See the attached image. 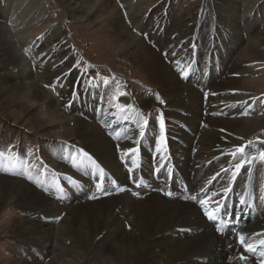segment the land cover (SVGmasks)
<instances>
[{
    "label": "bare ground",
    "instance_id": "obj_1",
    "mask_svg": "<svg viewBox=\"0 0 264 264\" xmlns=\"http://www.w3.org/2000/svg\"><path fill=\"white\" fill-rule=\"evenodd\" d=\"M14 1L16 0H5V4L0 7L6 20V23L0 22V43L2 49L6 50L3 58L9 68L7 74L12 78L11 96L3 98L2 103L12 100L21 105L33 100L38 103L34 111L40 112L38 117L42 121L46 120L47 115L52 119L58 118V108H52L57 98L55 100L49 90L40 88L37 81L38 78H46V81L61 80L65 85V105L80 116L76 126L67 127L62 135L67 134V137L83 141L80 146L66 138L63 141L64 137L52 142V151L62 157L48 164L44 170L52 193L44 192L26 178L0 177V197L3 194L4 198H15L18 203L30 209L32 214L38 215L31 219L35 225L34 231H47L48 236H44V240L28 244V252L39 257L43 254L40 250L44 251L49 247L54 237L53 218L56 216L63 215L61 225L69 231L67 233H74L76 230L79 237L94 240L96 233L91 228L95 226V219L91 217V223L90 218L79 213L76 221L72 222L70 214L79 209L82 203H88L87 205H97L100 216L108 213L111 216L117 209L119 217L121 214L125 215V218H118L113 227L108 225L106 237L96 236L97 242L94 243L99 245L106 239L112 241L111 246L102 250L99 248L100 250L92 254L98 258L100 253L109 254L114 264H254V256L251 254L246 259L235 254L234 240L219 233L218 228L207 220L197 201H184L178 196L169 197L160 191L137 197L129 189L105 194L101 198L96 185L101 175H105L108 180L110 174H114L120 181H127V172L121 158H126L133 164V154L127 153V150L139 144V140L143 163L148 164L164 150L169 152L171 166H175L172 185L189 182L192 195L198 199L205 196V192L201 191L203 187L208 194L222 192L225 186L229 188L232 179H235L233 165L240 159L239 156L234 159L230 155L236 146L253 141L254 146L246 151L258 157L263 150L258 149V140H252L250 136L255 130L264 127V115L251 114L263 112L264 104L259 102L261 99L255 98L257 93L252 92L254 87L250 82L253 78H245L244 75L248 72L252 74V70L247 67L251 60L264 59L260 54L261 50L253 49L254 43L258 42L262 24L257 13L262 10L260 5L254 15L251 13L254 5L248 7L246 11H249L244 19L240 13L242 6L238 5L237 0H202L201 14H205V18L198 25L202 16L184 18L181 15L173 21L171 12H166L168 2L173 1L157 0V6L145 18L148 24L142 25L143 21L138 18V12H142L144 16L153 4H148L143 9L140 5L144 0H125L130 4V10L133 8L136 11L129 12L134 27L144 32V35L139 36L130 28L119 8L117 24L115 18L109 24L114 31L113 35L118 37L117 41L125 39L127 54L130 53L149 75L148 87L152 91L138 97L144 93L142 88L138 90L132 87V94L118 92L120 95H117L113 92L117 90L113 83L87 84L82 77L71 71L72 47L58 49L61 42L58 37L54 42L51 41L58 50L55 55L49 56L51 51L48 52L46 45L41 43V46H37V60L24 62L25 57L17 50L15 33L18 28L31 25L29 15L39 5L36 0H18L21 3H30L29 11L23 14L22 4H15ZM99 1L102 6H107L106 0ZM85 2L87 0H62L60 4L67 10L68 16L73 17L84 11L87 5ZM19 8L22 9L20 12ZM261 17L264 20V13ZM245 33H248L247 38ZM34 40L38 42V38L33 36L29 42ZM190 46L193 47L191 54ZM249 51H253V54L248 59H243ZM63 63L68 65L67 68L58 70ZM36 68L41 72L38 80L32 76ZM260 92H264V89ZM42 103L47 107L46 116L40 111ZM249 114L250 117L245 116ZM161 117L165 125L163 146L158 123ZM145 120L148 121L146 125ZM141 125H144L143 136L139 134ZM6 134H9V130ZM81 149L86 150L84 152L89 154V158L82 156ZM84 159H88L87 165L81 167L80 162ZM96 159L101 167L95 164ZM63 160L70 163L68 168H55L54 165H65ZM222 169H228V172H223ZM262 182L264 161L257 158L251 165L245 164L239 170L234 186L222 206L224 208L232 200H236V206L243 201L242 204L250 208L253 220L244 221L243 227L237 231L246 235L249 244L255 241L254 246L264 239V215L261 217L256 214L262 205L258 203L259 209H255L253 198L245 192H257L260 189L257 184L261 186ZM38 183L42 185V182ZM234 187L242 193L237 194ZM262 188L260 190L263 191ZM225 194L222 193L223 198ZM223 198L216 197L220 203ZM212 207L215 208L216 205ZM262 209L264 210V206ZM60 233L63 232L59 231L57 235ZM59 241L61 242V238ZM136 247L140 248L141 260L134 256Z\"/></svg>",
    "mask_w": 264,
    "mask_h": 264
},
{
    "label": "rangeland",
    "instance_id": "obj_2",
    "mask_svg": "<svg viewBox=\"0 0 264 264\" xmlns=\"http://www.w3.org/2000/svg\"><path fill=\"white\" fill-rule=\"evenodd\" d=\"M106 1H107L106 3L107 6H102L99 0H87V2L85 3L88 6L86 5V8L84 9L83 12L77 13L73 17H69L67 10L60 4L62 0H36L35 2L39 6H35L33 9L34 11L32 10L31 14L29 15V18L31 19L30 21L31 25L20 29L18 28L17 32L15 33V38L17 40L16 42L18 46V47L16 46L17 50L20 54H23V56L25 57L24 62H27L29 60L36 61L37 48L41 46V43H43V46L46 45L45 47H47V51L48 52L51 51L49 56H52L58 52V50H56L55 47H53L52 45V43L54 42L53 40H55L58 37L61 39L58 49H63L67 46L72 47L70 53V62L72 65V66L70 65V68L72 67L71 71H74L77 76L82 77L83 81H86L87 84L96 85L99 83H103V81H107L108 83L111 84L113 83V86H116L114 88L117 90L116 92L115 91L113 92L117 95H120L119 93L121 92L132 94L133 93V91L131 90L132 87L133 88L135 87L138 90H141L142 88L141 91H143L144 93L139 94L138 97H141L142 95H148L152 91V88L148 87L149 86L148 83L150 82L148 79L149 75L141 68V66H139L135 62V60L133 59L130 53L127 54L124 47V45L126 44L124 42L125 39L121 41H117L118 37L116 35H113L114 31L111 30L112 27L109 24L114 18H115L114 21H116L115 23L117 24L116 17H117V12H119L120 9L127 24L130 25V28H132L133 31L137 33L139 36H142L144 35L143 34L144 32L139 31L137 27H134L133 22L131 20V15H130L131 13H129L132 10L133 13L136 11L133 8H131L130 10V6H129L130 4L128 3L129 0L128 1L106 0ZM135 1L136 0H133V2ZM172 1L173 3H171V1L168 2L169 4L167 6L166 12L168 11L171 12L169 13L173 21L177 17H180L181 15L182 16L184 15V18L185 17L192 18L194 16L198 18L199 16H202L203 18L201 19V21H199L198 25L202 23V20L205 18V14H201L202 0H172ZM237 1H238V5L242 6L240 13H241V18L243 17L244 19L245 16L248 14L249 10L246 11L248 7L251 8L254 5L253 7L254 9L251 11L252 14L256 11L257 6L260 5V7L262 8L261 11L257 12L259 14L260 21H262V24L260 27V32L258 33L259 36L258 42L254 43L255 46H253V49H257L258 51L261 50L260 54H262L264 58V42H263L264 20H261L262 19L261 16L264 13V0H241V1L237 0ZM19 2L20 1L18 0L14 1L15 4H19ZM157 2H158L157 0L156 2L155 0H144V2L141 3L140 6L143 9L148 4H153L149 6V12L147 11V13L144 14V16L142 15L143 14L142 12H138L139 15L138 18L142 19L143 21L142 25L148 24L145 21V18L157 6V5L155 6ZM159 2L162 1L159 0ZM3 4H5V0L3 1L0 0V7ZM20 4H22V8L24 10L23 14L29 11L28 6L30 3L20 2ZM18 10L20 12L22 9L19 8ZM30 19H28V21ZM0 22L6 23V20L2 12H0ZM32 36L34 38H38V42H36L35 40L29 42V39ZM244 36L245 38H247L248 33H245ZM259 42L261 43L263 42V43L261 44ZM1 44L2 43H0V151H5L7 148H11L12 151L17 153L19 156H21V158L26 159L28 165L31 164L34 159L41 160L36 164L32 165L31 170L41 177L38 180V182L39 181L42 182L43 177L45 176L44 170L47 168V165L52 164L54 160H60L57 159L59 158L58 155L54 151H52L51 148L52 142L60 138H61L60 140H62V138L64 137L63 141H65L66 138V140L68 141L69 140L73 141L76 144V146H80L81 144H83V141L81 142V139L79 138H70L67 137V134L66 136L62 135L65 129L73 128L76 126L77 119L80 116L76 114L75 111L69 110L65 105V99H63L64 98L63 90L65 88L64 83L61 80H57V79L56 80L49 79L46 81V78L43 79L38 78L39 73L41 72L37 68L34 70L32 76H34L33 78L39 79V80L37 79L38 80L37 83L40 88L49 90L50 94L54 95L55 100L57 98L56 103H54L52 108H54L53 110H57L58 108L59 117L52 119L49 118L47 115L46 120L42 121L38 117L40 116L39 115L40 112L38 113V111H34L38 103H35V101L33 100L27 101L26 103L21 105L18 103H14L12 100H10L7 103H2L3 98H7L11 96L10 94L12 90L11 87L12 78L7 74L9 68L8 66L5 65L3 58L5 57L6 50L2 49ZM34 44L36 45V47L32 49L33 56L30 58V53L24 50L25 48L28 49L30 45H34ZM243 45L246 46L245 43ZM190 47H191L190 51H192L193 47L192 46ZM249 52L248 54H245L243 56L244 57L243 59H248L253 54V51H249ZM26 53H28V55ZM191 53L192 52H190V54ZM248 64L249 65L247 67H249L250 70H252V74L250 75V73L248 72L246 73V75H244V77L253 78V81L250 82V85L254 87L252 92L257 93V96H259L260 93H263L260 92V90L264 89V59H261V61L251 60L250 63ZM66 66L68 65H66V63H63V65H60L58 67V70H63L67 68ZM83 75L86 77V79L83 77ZM87 79H90L94 83H92L90 80ZM46 85L49 86L46 87ZM61 85L63 86L61 87ZM41 105L40 106L42 108L40 109V111L43 112L44 115L46 116V111H45V108H47L46 104L42 103ZM204 113L205 115H207L206 111H204ZM211 114L213 115L214 113ZM257 115L262 116L264 115V113H259ZM158 123L160 122L158 121ZM45 125L48 126L46 127ZM8 130H9V134L7 135L6 132ZM250 137L252 138V140L254 139L258 140L257 141L259 145V146L257 145L258 149L264 151V143H261V141H264V127H260L259 129L255 130ZM87 146L90 147L89 145ZM77 148L79 149V147ZM86 149L88 151H91L87 147ZM93 160H95V157H93ZM63 162L65 163V165L61 164L59 165V167L54 165L55 168L63 169L65 168L64 166H67L68 168V165L70 163L66 161ZM1 176L28 179L25 176H20V175L13 176L6 174L4 172H0V177ZM31 176L32 179L28 180L29 182L34 183L36 187H40L46 193L53 192V190H50L49 187L40 186L39 183L36 182L37 177L35 174H32ZM49 184L50 182L46 183L47 186H50ZM84 187L85 185L82 188ZM101 195L102 194H100V196ZM101 198H104V196H101ZM0 200H1L0 201V264H114V261L111 257H109L110 256L109 254L106 253L101 254L99 252L101 255L98 253L100 256L98 258L93 256L94 254L92 253L94 251L97 252L100 249L102 250L106 246H111L113 244L111 240L106 239L104 240L105 242L104 241L101 242L102 244L94 245V243L97 242V237H99V235L101 237L103 236L106 237L105 233L108 232L107 230L109 226L113 227L112 225L116 223V220H118V218L119 219L121 217L125 218V215L121 214L120 217L117 215L118 209L115 211L116 213H113L111 216L110 213H108L107 215L100 216V214L98 213L99 208H97V205L94 204L92 206L90 204L87 205L88 203L87 204L82 203L79 209L74 210L70 213L72 222L76 221L79 213H82L86 217L90 218L89 220L91 221V223H92V219L93 220L95 219V226L91 228V231H93V233L95 231L96 233L94 240H90L85 237H79V235L76 233V230L75 232L73 231L74 233H67L69 231H67L66 228L62 226L63 215L54 217L53 218L54 230H55V231L53 230L54 237L50 241L49 247L46 250L44 249L45 252L40 250V252L43 254L40 255L39 257L37 255L34 257V255H31L28 252V244L31 242L33 243L39 241L41 242L42 240H44L46 236H48L47 231H43V232L34 231L35 225L34 222H32L33 220L32 218H36L38 217V215L32 214V211L30 209L28 210V208H26L23 204L18 203L15 200V198H13L12 196L11 197L7 196L6 198H4L2 194ZM107 219H109V221ZM106 220L107 222H109L108 224H106L107 223ZM113 220H115V222H113ZM101 223H103L104 225ZM106 225L109 226L107 227ZM95 228L96 230H94ZM128 229H129V225H127V230ZM59 231L63 233H60L61 235L59 234L58 236L57 234ZM38 236L39 238H37ZM60 238H61V242L59 241ZM46 242H48V240ZM133 253L136 259L141 260L140 248H137L136 252L134 251Z\"/></svg>",
    "mask_w": 264,
    "mask_h": 264
},
{
    "label": "snow or ice",
    "instance_id": "obj_3",
    "mask_svg": "<svg viewBox=\"0 0 264 264\" xmlns=\"http://www.w3.org/2000/svg\"><path fill=\"white\" fill-rule=\"evenodd\" d=\"M104 83H107V81H103ZM49 85H46L48 87ZM63 85H61L62 87ZM55 90V89H53ZM59 95V94H57ZM163 103V101H161ZM244 103H247L245 101ZM68 107V105H66ZM130 107V106H129ZM148 123L147 120L144 121V125ZM144 125H141L140 127V132L139 134L143 136L144 133ZM160 129H161V145L163 146L165 137H164V120L161 117L160 120ZM261 143H264V141H261ZM253 141H248L247 144H243L240 146H236L235 150L230 153V155L235 159L237 156L240 157L239 160L236 161V163L233 165V168L236 173L239 172L241 168L244 167L245 164L251 165L257 158L260 159L261 161H264V151H260L258 157L251 155L246 151V149L253 147ZM137 149H129V152H136ZM82 156L84 158H89V154L87 152H84L82 149L80 150ZM73 160H75V155H73ZM88 162V159L81 160L80 166H86ZM135 163V161H133ZM19 165V168H18ZM29 168L30 165L27 164L26 159L21 158L17 153L13 152L11 148H7L5 151H0V172H4L9 175H20V176H26L29 180L32 179L31 174L29 173ZM223 172H228V169H222ZM219 173H217V176ZM215 179V177H214ZM98 191L103 190V176L99 178V182L96 185ZM139 187V185H137ZM123 191V189H120ZM201 191L205 192L204 198H199L196 196H192L191 199L194 201H197L201 208L203 209L204 215L207 217L208 220L210 221H216L218 219V215L220 213L227 214L226 210L220 205V200L216 199V197H221L222 193H227L229 191V188L227 186L223 187L222 192L217 191V192H212L211 194H208L204 189H201ZM106 195L109 193H105ZM165 195L171 196V192H165ZM62 198V197H59ZM93 199L96 197H92ZM243 203V201H242ZM215 204L216 207L212 208V205ZM218 231L220 230L219 228L217 229ZM238 241L239 243L244 247L245 252H251L255 254L257 251H259L260 257L264 258V239L259 241L258 246H254L253 244H249L246 241V238L243 234H240L238 236ZM241 259H246V257L241 256ZM259 264H264V259H261Z\"/></svg>",
    "mask_w": 264,
    "mask_h": 264
}]
</instances>
